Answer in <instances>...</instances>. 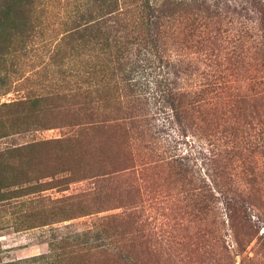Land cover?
Masks as SVG:
<instances>
[{
	"label": "rangeland",
	"instance_id": "374dc122",
	"mask_svg": "<svg viewBox=\"0 0 264 264\" xmlns=\"http://www.w3.org/2000/svg\"><path fill=\"white\" fill-rule=\"evenodd\" d=\"M35 1L30 12L37 31L33 40L13 30L7 20L0 22V76H6L0 81V136L9 135L2 143L16 149L0 161V182L13 184L14 191L7 193L8 200H0V264H38L35 259L42 255L53 260L60 256L55 264H264V141L254 147L247 145L251 138L236 140L231 167L214 184L216 163L206 162L218 152L221 140L217 145L197 132L200 119L182 135L161 112L160 90L177 78L176 72L180 85L197 86L212 69L213 61L202 48L166 45L169 51L163 57L154 49L143 50L131 75L134 90H122V112L114 99L105 104L119 113L128 130L127 138L124 131L113 132L109 148L117 153L133 147L136 171L98 183L91 178L97 145L59 142L73 134L68 126L73 111H59L65 105L56 93L62 90V64L69 69L88 65L93 49L104 46L108 36L115 39L116 32L100 34L81 51L76 45H62L66 32L77 25L73 18L92 12L94 0ZM210 47L236 78H245L246 66L257 62L250 45ZM65 78L71 87V72ZM237 102V108H245L236 114L238 121L261 123L264 132V96L245 106ZM260 130L252 128V135ZM46 140L51 142L48 147L41 145ZM173 156L185 157L183 162L195 172L178 173L162 160ZM204 180L211 189L234 191L232 205L219 195L209 207L193 204L189 194L199 193ZM76 195L81 197L66 207L55 204ZM79 204L84 206L73 208ZM69 207L73 209L66 210ZM66 217L73 218L63 220ZM99 225L108 235L125 234L124 248L78 252L61 244L63 238Z\"/></svg>",
	"mask_w": 264,
	"mask_h": 264
},
{
	"label": "trees",
	"instance_id": "16d2710c",
	"mask_svg": "<svg viewBox=\"0 0 264 264\" xmlns=\"http://www.w3.org/2000/svg\"><path fill=\"white\" fill-rule=\"evenodd\" d=\"M35 2V0H0V22L7 20L13 30L25 34L28 41L33 40L37 31L32 25L30 12ZM93 2L92 12L89 11L86 16L81 14L73 18L77 25L66 32L62 38V45H76V49L81 51L87 48L88 41L97 39L100 34L108 35L110 31L116 32L115 39H110L108 36L110 41L106 40L102 44L104 46L93 49L91 61L88 65H83L84 67H79V64L69 69L62 64V79L59 86L62 90L56 93V97L65 105L59 111L64 112L68 108L73 111L72 118L68 122L73 134L59 142L69 141L74 144L83 141L97 145L95 151L98 154V161L91 178L102 183L108 176L136 171L137 156L133 155V147L131 152L122 149L113 153L109 148V139L112 138V133L117 131H124L126 138L128 137L127 126L119 116L124 104L122 90L126 88L134 90L131 75L144 49H154L160 57H163L164 53L169 51L166 45H197L198 48H202L203 55L213 61L212 69L204 73L205 76L200 79L197 86L180 85L176 72L177 78L160 90L163 101L161 112L172 122L174 121L182 135L188 134L193 126L192 123L200 119L201 124L195 126V130L205 134V138L213 141L214 144L218 145L217 141L221 140L220 148H217L218 152L206 162V166L210 165V161L216 163L213 170L217 174H213L215 175L213 178H217L215 183H212L218 184L222 173L230 169L232 155L238 148L236 140L251 138L252 141L247 142V145L252 144L254 147L262 145L264 132L259 128L262 126L261 123L254 124L252 120L241 123L236 114L245 110L242 107L237 108L239 104L237 100L245 106L251 100L264 96V0H94ZM114 22L116 26L112 24ZM74 41L78 42L73 44ZM223 43L250 45L249 52L253 53L252 59L257 62L250 63L252 67L246 66L245 78L241 73L238 79L236 76L233 77V74L228 73L229 69L224 68L226 61L219 63L217 56L212 54L213 49L210 45ZM62 53L64 52L60 54ZM77 54L84 55L78 52ZM2 64L3 56L0 55V70ZM67 72H71L73 77L71 87L66 86L69 84L65 78ZM5 80L6 76H0L1 82ZM251 96L253 97L250 98ZM109 99L112 101L114 99V103L120 107L118 114L115 109L106 108L105 104ZM35 100H41V97H36ZM16 103L4 104L1 107H9ZM49 126L44 128L49 129ZM252 128L260 131H255L256 135H252ZM243 133L246 135H242ZM7 136L9 135L0 136V161L8 160L13 150H16L10 144L3 145L2 139ZM41 145L48 147L51 142L41 141ZM185 159V157L173 156L162 160H167L165 163L176 166L178 173L192 174L195 170L183 162ZM42 179L41 177V184H43ZM12 186L13 184L0 182V200H8L7 193L14 192ZM234 194L236 193L229 189H211L204 180L199 193L190 192L189 195L193 204L206 208L219 201L217 195L231 206L236 199ZM79 197L81 196H67L56 201L55 204L59 206L63 204L66 207L78 201ZM81 206L84 205L79 204L73 208L79 209ZM73 208L69 207L66 210ZM69 218L73 217H66L63 220ZM124 237L123 233L108 235L106 228L99 225L81 234L65 237L61 240V244L63 247H72L78 252L92 250L107 252L123 249ZM59 258L53 260L49 255H42L35 259V262L55 264Z\"/></svg>",
	"mask_w": 264,
	"mask_h": 264
}]
</instances>
